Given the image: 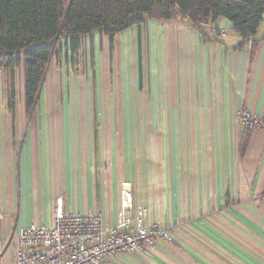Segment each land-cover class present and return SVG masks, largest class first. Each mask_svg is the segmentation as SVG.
Listing matches in <instances>:
<instances>
[{
  "label": "crops",
  "instance_id": "1",
  "mask_svg": "<svg viewBox=\"0 0 264 264\" xmlns=\"http://www.w3.org/2000/svg\"><path fill=\"white\" fill-rule=\"evenodd\" d=\"M214 28L225 31L221 42L148 20L117 34L112 49L94 33L95 55L108 50L117 63L119 51L136 53V100L102 108L121 120L43 122L23 137L0 121V264L14 260L24 227L51 223L59 197L65 212L94 208L116 221L125 183L149 226L170 238L121 264H264V132H247L239 117L264 115V21L256 46L242 50L229 20L207 25L213 38ZM132 112L139 120L125 119Z\"/></svg>",
  "mask_w": 264,
  "mask_h": 264
},
{
  "label": "trees",
  "instance_id": "2",
  "mask_svg": "<svg viewBox=\"0 0 264 264\" xmlns=\"http://www.w3.org/2000/svg\"><path fill=\"white\" fill-rule=\"evenodd\" d=\"M219 17L240 36L232 48L256 46L264 21V0H0V67L8 75V111L16 109L17 68L24 71L27 114L37 107L49 65L56 54L75 58L83 38L115 36L150 21H179L195 28L205 42L219 41L224 30L207 25Z\"/></svg>",
  "mask_w": 264,
  "mask_h": 264
},
{
  "label": "rangeland",
  "instance_id": "3",
  "mask_svg": "<svg viewBox=\"0 0 264 264\" xmlns=\"http://www.w3.org/2000/svg\"><path fill=\"white\" fill-rule=\"evenodd\" d=\"M225 34L223 32V35ZM92 46L91 39L83 38L81 48L75 58H67L62 54L54 56L48 68L38 105L31 114H27L25 109L23 67L17 68L15 115L12 117L8 110L0 107V121H12L17 136L23 137L30 135V132L37 136L41 130L39 127L43 122H109L121 120L122 116L119 113H110L105 110L108 107L111 109L115 98L116 100L119 98L120 101L124 98L127 102L136 100L134 93L137 92L139 86L138 80H136V53L130 49L126 50L127 59L125 52L121 57L119 51L118 59L120 62L118 60L117 63H112L111 52L108 53V50L107 52L106 50L104 52L99 51L95 55ZM98 58L99 67L96 61ZM144 62L143 71L145 72L152 66L150 57L147 56ZM129 75L131 76L129 77ZM8 86V75L5 66H3L0 67V106L3 101H8L5 93L6 89L8 93ZM112 94L116 96H112ZM136 107L128 108L135 109ZM139 109L141 108L137 107L135 110L138 111ZM123 115L125 116V114ZM129 116L127 115L125 119L132 117V120H139L140 113L132 112ZM152 117L153 113H151ZM72 125L70 124V126ZM96 128L97 126L93 129L94 132L97 130ZM70 131L76 136L80 129L71 127ZM115 131L118 130L113 129V132Z\"/></svg>",
  "mask_w": 264,
  "mask_h": 264
},
{
  "label": "built area",
  "instance_id": "4",
  "mask_svg": "<svg viewBox=\"0 0 264 264\" xmlns=\"http://www.w3.org/2000/svg\"><path fill=\"white\" fill-rule=\"evenodd\" d=\"M239 117L247 132H264V115L243 109ZM62 204L57 198L51 223H31L20 231L11 264H121L130 254L153 249L157 236L170 238L164 226H149L147 209L135 205L128 183L116 221L94 208L65 212Z\"/></svg>",
  "mask_w": 264,
  "mask_h": 264
}]
</instances>
